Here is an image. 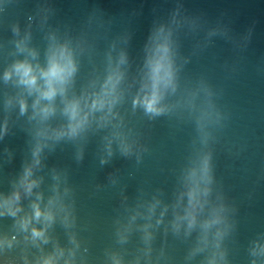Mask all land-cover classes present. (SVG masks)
I'll return each mask as SVG.
<instances>
[{
    "label": "water",
    "instance_id": "obj_1",
    "mask_svg": "<svg viewBox=\"0 0 264 264\" xmlns=\"http://www.w3.org/2000/svg\"><path fill=\"white\" fill-rule=\"evenodd\" d=\"M161 29L174 87L157 115L134 100L148 91ZM60 45L76 71L63 95L40 101L54 108L42 119L38 93L4 73L25 59L46 67ZM116 71L111 111L90 110ZM73 100L90 114L68 135L64 109ZM29 167L37 181L30 194L21 186ZM197 185L189 228L183 217ZM16 191L13 216L4 200ZM34 203L51 207L54 219H32L25 231L20 221ZM214 213L221 222L205 231ZM32 227L46 228V243L33 240ZM257 243L264 245V0H0V264H38L58 249L57 264H264V254H253Z\"/></svg>",
    "mask_w": 264,
    "mask_h": 264
},
{
    "label": "clouds",
    "instance_id": "obj_2",
    "mask_svg": "<svg viewBox=\"0 0 264 264\" xmlns=\"http://www.w3.org/2000/svg\"><path fill=\"white\" fill-rule=\"evenodd\" d=\"M23 50V45H20ZM34 55V53H32ZM147 65L149 68L148 83L144 85L148 91L142 96H138L134 100V105L140 104L149 113L160 114L163 108L160 107V101L163 98L164 91L169 87H174V69L173 61L171 57V46L167 35H163V29L157 36V42L155 43L154 50L149 56ZM76 71V65L73 59L72 51L67 45L53 46L49 49L48 61L46 67L34 66L27 59L17 61L10 70H6L4 73V79L7 81L13 76L18 78V83L24 85L29 93L36 92L38 97L33 105L34 108L38 109V114L42 119H46L53 111L51 103L38 107L41 100H47L51 102L58 95L65 92V85L69 82L70 78ZM121 76L118 71L114 72L109 76L108 81L105 85L104 95L98 96L90 104V110L103 109L106 105L109 111L111 106L115 104L117 96L115 95L116 85L118 84ZM40 81H43L41 84ZM21 112L25 111L27 104L24 100L20 102ZM87 106V105H86ZM65 112L69 115L71 123L69 125L67 134L76 135L84 125L88 122L90 112L83 111L81 102L79 100H73L68 102L65 107ZM42 135L46 134L44 132ZM55 136L59 137L65 135L64 131H57L54 133ZM127 151V148H125ZM39 152L40 147L38 146L34 155L37 157L36 163H39ZM32 176L31 167L26 168L24 175L21 179V186L24 191L28 194L32 192L33 187L37 184L36 180L30 179ZM193 179L196 177V170L194 169L191 173ZM201 179L207 181L208 179V160L204 159L201 168ZM205 193L207 189L204 190ZM198 185L193 187L189 192L190 198V209L187 211L186 216L183 219H187L188 226L191 228L196 223L195 210L197 205L200 203L197 199ZM20 200V192L16 191L11 197L4 200V206L8 209L11 215L15 216L19 207H13ZM55 203V200L49 201L50 206ZM32 219L37 221L43 220L45 223H50L54 219V213L51 207L42 211L38 204H33V213L31 217H24L20 221V226L25 231L28 230ZM67 222V216L65 217ZM221 222V217L214 213L213 218L204 222L203 227L205 231L209 229L213 224ZM46 228L43 227H32L31 236L33 240L43 239L47 242L45 235ZM220 233H217L219 236ZM206 239V237H205ZM8 246L11 247V243L8 242ZM253 254H264V245L259 243L253 248ZM58 256H63V250L58 249L55 254L44 256L38 261V264H57ZM65 264H71V261H65ZM115 264H120L118 259L115 260ZM209 264H216L215 259L211 260Z\"/></svg>",
    "mask_w": 264,
    "mask_h": 264
}]
</instances>
